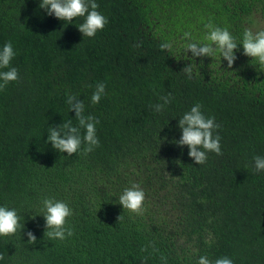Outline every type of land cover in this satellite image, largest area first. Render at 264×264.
Here are the masks:
<instances>
[{"label":"trees","instance_id":"trees-1","mask_svg":"<svg viewBox=\"0 0 264 264\" xmlns=\"http://www.w3.org/2000/svg\"><path fill=\"white\" fill-rule=\"evenodd\" d=\"M96 2L108 23L87 38L76 27L83 18L65 24L38 0H0V46L12 42L19 72L0 89V204L25 219L24 232L0 238V264H197L201 255L264 264V172L253 164L264 156V68L242 47L231 69L218 54L201 68L183 40L186 31L202 39L208 23L237 38L258 31L264 0ZM164 40L173 50L160 48ZM189 63L192 79L181 72ZM98 82L106 96L92 104ZM67 94L99 120L100 144L87 155L45 144L49 126L77 123ZM195 103L220 125L222 154L203 165L171 142ZM132 183L145 192L140 214L115 203ZM47 197L73 210L63 241L45 237L36 216Z\"/></svg>","mask_w":264,"mask_h":264},{"label":"clouds","instance_id":"clouds-1","mask_svg":"<svg viewBox=\"0 0 264 264\" xmlns=\"http://www.w3.org/2000/svg\"><path fill=\"white\" fill-rule=\"evenodd\" d=\"M39 9L47 13L48 16L71 24L76 18H83L82 22L76 26L83 37L94 38L98 32L102 31L108 23V18L100 11L96 0H38ZM207 31L202 39L195 38L191 32L183 33L184 48L186 54L190 53L191 58H213L217 54L227 62V68L231 69L237 60V52L242 47V54L251 58V63L264 68V30L253 32L245 28L242 36L237 38L227 27H220L212 23L205 25ZM160 48L171 51L174 43L164 40L160 43ZM16 51L11 41L5 42L0 46V89L6 87L11 82L19 80L18 69L12 66L16 56ZM181 72L188 79L193 78L194 66L186 64ZM106 96V84L98 82L91 94L90 102L98 104ZM163 103L153 105L156 112H161L171 101V93L161 98ZM66 104L69 113H75L77 123H72L73 119L60 124L59 126H49L47 140L45 144H50L52 149L69 157L73 154H83L93 152L100 144L97 136V125L99 120L85 114V103L75 94L66 95ZM177 127L180 131L179 139L171 142L183 149L188 148V156L197 165L207 162L210 153L221 155V137L217 131L220 125L214 116H206L202 111V105L195 103L188 111H185L179 118ZM254 169L257 173L264 172V156L256 155L253 157ZM115 203L122 206L124 210L140 214L144 208L145 192L136 183L125 187L117 197ZM73 215V210L63 200L53 197L44 198L41 201V214L44 219L45 237L50 240H65L73 235V229L68 226V218ZM35 218V217H34ZM122 215L119 217V220ZM22 218L16 208L6 204H0V238L15 236L20 231L24 232L25 223H21ZM28 242L36 241L35 235L27 232ZM163 264H167L166 258H161ZM197 264H234L232 258L222 256L214 261L208 256L201 255Z\"/></svg>","mask_w":264,"mask_h":264},{"label":"rangeland","instance_id":"rangeland-1","mask_svg":"<svg viewBox=\"0 0 264 264\" xmlns=\"http://www.w3.org/2000/svg\"><path fill=\"white\" fill-rule=\"evenodd\" d=\"M261 25H260V30H264V18H262V20H261Z\"/></svg>","mask_w":264,"mask_h":264}]
</instances>
